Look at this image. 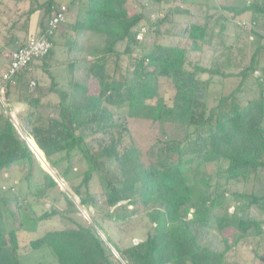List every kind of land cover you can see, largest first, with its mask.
<instances>
[{"label":"trees","instance_id":"16d2710c","mask_svg":"<svg viewBox=\"0 0 264 264\" xmlns=\"http://www.w3.org/2000/svg\"><path fill=\"white\" fill-rule=\"evenodd\" d=\"M76 1L80 0L72 3ZM86 2L87 10L61 30L68 59H53L59 31L49 53L24 72L30 73L38 62L47 72L72 66L67 89L58 90L54 81L50 87L60 101L44 106L38 97L28 96L31 111L19 129L7 108L0 106V180L20 170L28 189L25 196L15 193L14 187H0V264H22L21 256L49 250L56 264H229L228 255L242 243L253 246L256 264H264V68L260 66L264 0L224 4L214 8L215 14L206 6L203 20L179 31L163 29L179 9L161 19L156 13L165 2L186 0H138L141 11L132 15L130 0ZM54 3L47 0L17 14L9 33L21 27L28 30L36 11L42 10L49 20ZM238 21L252 27L258 43L250 64L239 73H228L233 45L225 47L215 37ZM142 28L148 30L139 41ZM10 39L18 40L16 34ZM221 45L225 48L219 58L210 67L202 66L205 49ZM123 59L128 60L125 72L117 76ZM7 68L5 63L0 67V79ZM202 74L209 79L202 81ZM214 77L240 82L210 106ZM80 96L85 105L76 107ZM129 120L172 124L185 135L158 139L145 161ZM27 139L39 148L67 191L42 167ZM204 166H214V173L202 174ZM192 181L206 185V198L195 197ZM237 184L245 189L229 192L228 187ZM53 192L63 197L65 207L52 206L36 218L31 217L37 214L32 202H20L22 196L40 200ZM80 208L97 217L86 220ZM252 209L262 218L253 216ZM6 214L13 218L12 224L5 221ZM54 219L63 222L62 229L38 233L40 223ZM140 220L145 238L125 248L103 226L108 222L128 235L129 227ZM229 228L233 232L225 235ZM210 230L218 232L220 246L217 238L206 242Z\"/></svg>","mask_w":264,"mask_h":264},{"label":"rangeland","instance_id":"374dc122","mask_svg":"<svg viewBox=\"0 0 264 264\" xmlns=\"http://www.w3.org/2000/svg\"><path fill=\"white\" fill-rule=\"evenodd\" d=\"M204 0H186L185 3L180 4H174V3H163L156 13V16H158L160 19L164 18L165 16L173 14L176 10L173 16L174 21L171 23H166L163 27L164 30H173V31H179L183 26L197 22L200 19L203 20L204 16V7L202 3H199ZM222 0H219V2ZM225 1V0H223ZM241 0H234V3H240ZM249 1V0H242V2ZM229 2L226 1V4ZM201 4V5H199ZM225 4V5H226ZM224 5V4H223ZM129 12H139L141 11V7L139 6L138 0H132V2H129ZM218 13V12H217ZM221 14V12H219ZM217 14V17L219 15ZM210 14H213V12H210ZM215 14V13H214ZM230 18L231 15L229 14ZM240 21V20H239ZM233 22L232 24H228L226 27L225 34L219 35L215 37V40L222 39L225 47L233 45V49L230 52V61L228 68L225 69L228 73H239L240 70L245 68L247 65L250 64L251 57L256 49L258 40L255 39V35H253V29L248 24H244V22ZM230 22V21H229ZM232 22V21H231ZM249 22V21H248ZM220 24V23H218ZM11 25V23H10ZM62 28V27H61ZM60 28V30H61ZM219 28V25L217 26ZM143 29V28H142ZM146 33H147V28ZM59 30V31H60ZM64 30V28H63ZM23 35V34H22ZM26 37V36H25ZM57 37V36H56ZM55 37V38H56ZM54 38V39H55ZM23 39V38H22ZM57 41V44L55 46V55L53 59L57 61L58 59L60 62H65L68 59V48L67 44H64L66 42V39L64 37H59L55 39V43ZM214 41V42H216ZM96 45L99 46L100 41L96 40ZM93 43V44H95ZM222 48L218 47H208L205 49L202 58H201V65L205 67H210V65L217 60L216 58H219V54ZM146 46H143L145 50H148ZM142 48V49H143ZM9 51L5 52L6 61L8 62L7 54ZM140 53V50H137V54ZM4 56V55H3ZM127 59H123L122 63L120 64V70L117 72V76H121L122 73L125 72V68L127 66ZM42 62H38L36 64L37 67L34 68V70H38L35 72L34 77L28 75L25 80V84L21 82V79L18 80V85L14 87H4L0 88V106H4L7 108V113L11 117L14 124L19 129V124L21 123L22 119L25 118L28 113L31 111V108L28 103H26L28 96H35L38 97L41 105L47 106L50 104H57L60 101V96L57 93L52 92L50 90V87L52 86L53 81L56 82V86L58 90H61L62 88L67 89L68 85L66 86L68 73L72 76L73 68L72 66H62V67H56L50 69L51 71L47 72L41 67ZM261 67L264 68V56L261 58ZM260 67V68H261ZM114 71V65L113 63H110L109 72L112 74ZM23 74V73H22ZM21 74V75H22ZM30 74V73H29ZM82 78H84V75L79 73ZM261 75V73H259ZM51 76H54V78H51ZM202 81H207L209 79V76L207 74H202L199 76ZM212 84L210 89V106H213L215 104L216 99H218L221 95L229 93L232 89L236 87V85L240 82V79H229L222 81L218 77L212 78ZM31 80H34L37 85L34 88H30L29 84ZM21 83V84H20ZM23 85V86H21ZM66 86V87H65ZM7 91H9V95H7ZM80 96L79 99L75 101L76 107H83L85 105V101L81 99ZM41 109V108H40ZM130 127L132 129L135 142L139 147L140 152L144 156V160L148 161V153L150 151V147L153 146V144L158 139H183L184 138V131L178 127H174L175 125L172 124H162L161 126L158 124H152L148 121L143 120H129ZM37 160L40 162L38 156ZM42 167L47 170L48 172L52 173L54 177L57 179L58 183L60 184L62 191H67L68 186L60 179L56 177V173L52 171L51 168H47L45 165L40 162ZM215 167L214 166H204L201 169L202 174H212L214 173ZM0 187H6L5 189L8 190V188L14 187V192H21L23 194L24 192L27 193V185L24 182V174L20 170H16L12 172L9 175L3 176L0 180ZM192 187L194 189L195 197L204 199L207 197L208 190L206 188V185L203 184V182H193L192 181ZM226 188V187H225ZM4 189V188H3ZM229 192L233 191H243L245 189V186L243 184H237L233 187H228ZM24 193V195H25ZM26 196V195H25ZM25 196L21 197V203H29L32 202V206L35 209V212L37 214H31L32 218H36L39 215L43 214L45 211L50 210L52 206L57 207L59 209H63L65 207V201L62 196L58 194V192L49 193L47 197H44L40 200H36L38 198H25ZM35 198V199H34ZM58 198L59 200L56 202L54 199ZM200 199V201H201ZM29 201V202H28ZM30 204V203H29ZM33 211V210H32ZM233 211V203L230 208V212ZM81 216L85 218L86 220H91L90 217L93 215L97 217V214H94L93 211L88 212L84 209L80 208ZM193 212L192 210L190 211ZM91 213V214H90ZM189 214L188 218H192V214ZM259 212L255 209L251 210V214L253 216H259V218H262L261 215L258 214ZM7 215V214H6ZM35 220V219H34ZM5 221L12 224L13 218L9 215L5 217ZM102 221V220H101ZM103 226L107 232V235L120 247L125 248L131 243H138L139 241L143 240L145 238V228L142 226V221L140 220L139 223H134L130 229V233L128 235L121 234L118 229L111 228L108 222H103ZM63 222L60 221V219H54L50 222H47L46 225H43L42 223L39 224L40 229L38 233H44L46 231H49L51 229H62L63 228ZM10 226V225H9ZM12 226V225H11ZM10 226V227H11ZM232 231V229H227L224 231L225 235H229ZM39 235V234H38ZM42 234H40L41 236ZM37 238V236H36ZM104 238L106 239V235L104 234ZM217 238L219 243H216L217 246H220V238L218 237V232L215 230H210L208 235H206V242H212L213 239ZM207 245V243H206ZM253 246L249 243H242L237 248L233 250L232 253L228 255L229 264H256L254 262V252L252 250ZM46 250V249H45ZM49 250V249H48ZM50 252V250H49ZM46 251H31L28 253L27 256H21V263L22 264H56L55 260L52 258L53 256H50V253ZM261 253L262 250H259ZM52 255V253H51Z\"/></svg>","mask_w":264,"mask_h":264},{"label":"crops","instance_id":"0c3cea01","mask_svg":"<svg viewBox=\"0 0 264 264\" xmlns=\"http://www.w3.org/2000/svg\"><path fill=\"white\" fill-rule=\"evenodd\" d=\"M46 1L47 0H27V1H24L21 3H15V2H11L9 0H0V51L5 50L4 52H7V51L15 50L19 46H21V44L25 43V41L28 38L38 37L42 33V31L44 30V27H46V25H47V20H48L44 16V13L42 10L36 11L30 16L29 23H28V30H23L24 27H21V30L14 31V33H12V34H16L18 40H11L10 39L12 34L9 33V29L11 26L10 25L11 20L14 16H17V14L20 15L24 12H27L28 10H30L32 8H36L37 6L44 4ZM226 1L229 2L228 4L234 3V0H225V1L222 0L220 2H219V0H204V2L201 1L199 3L204 4L203 5L204 8H206V6L209 7V9L211 10L210 12L214 13L216 11L214 8H216V7L219 8V7L223 6V4H226ZM130 2H132V0H130ZM55 3L68 5L69 13H68L67 21H66L67 23L75 22L80 17V15L87 10L86 0H80V1H76L74 3H72V0H55ZM199 5H201V4H199ZM134 13H136V12H134ZM129 15H132V13L129 12ZM25 19H26V17L23 19V21ZM263 25H264V22H263ZM64 26H65V24L61 28L62 31H63ZM262 29L264 30V27ZM61 30L59 33H61ZM25 32H27V34ZM61 35H62V33L60 34V36ZM56 44H57V41H56L55 45ZM64 44H66V42ZM57 61H60V60L58 59ZM4 63L7 66L9 64L6 61L5 54L0 59V67L2 65H4ZM36 71H38V70H36ZM36 71L34 69H32L30 74H29V72L23 73L20 76L21 82L23 84H25L26 77L28 75L34 77ZM1 72H2V70H1ZM70 80H71V75L68 73L66 86L70 82ZM21 86H23V85H21ZM62 89H65V88H62Z\"/></svg>","mask_w":264,"mask_h":264},{"label":"built area","instance_id":"2783aa9c","mask_svg":"<svg viewBox=\"0 0 264 264\" xmlns=\"http://www.w3.org/2000/svg\"><path fill=\"white\" fill-rule=\"evenodd\" d=\"M51 12L46 28L38 37L29 38L21 47L8 52L9 65L0 79V88L17 86L19 77L25 72V69L33 62L45 57L52 49V40L66 23L69 8L66 4L54 3L51 6ZM145 34L146 29L143 28L138 33L137 40L142 41ZM36 85L37 83L31 80L29 87L34 88Z\"/></svg>","mask_w":264,"mask_h":264},{"label":"bare ground","instance_id":"6f19581e","mask_svg":"<svg viewBox=\"0 0 264 264\" xmlns=\"http://www.w3.org/2000/svg\"><path fill=\"white\" fill-rule=\"evenodd\" d=\"M13 119V118H12ZM32 142V146H33V148H34V150H35V153L37 154V156H38V158H39V160H40V162H42V164L43 165H45L47 168H48V166H47V161H46V159H45V156L41 153V151L39 150V148L35 145V143L33 142V141H31ZM53 171V170H52Z\"/></svg>","mask_w":264,"mask_h":264},{"label":"water","instance_id":"95a60500","mask_svg":"<svg viewBox=\"0 0 264 264\" xmlns=\"http://www.w3.org/2000/svg\"><path fill=\"white\" fill-rule=\"evenodd\" d=\"M28 140V143H29V145H30V147L32 148V150L34 151V153H35V150H34V148H33V146H32V142H31V140H29V139H27ZM36 154V153H35ZM36 156H37V154H36ZM47 163V162H46ZM47 166H48V168H50L49 167V165H48V163H47ZM52 174V173H51ZM98 233L101 235V237L105 240V238H104V235L100 232V231H98ZM113 252L117 255V253H116V251L113 249Z\"/></svg>","mask_w":264,"mask_h":264}]
</instances>
